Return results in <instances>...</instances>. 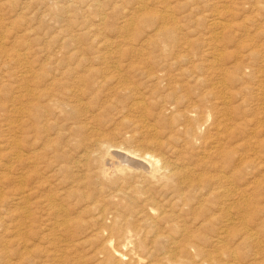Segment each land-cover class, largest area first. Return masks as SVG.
<instances>
[{"label": "bare ground", "instance_id": "1", "mask_svg": "<svg viewBox=\"0 0 264 264\" xmlns=\"http://www.w3.org/2000/svg\"><path fill=\"white\" fill-rule=\"evenodd\" d=\"M103 4L22 0L6 11L10 0H0V190L15 189L14 199L0 191V264H81L65 258V246L45 247L58 231L59 243L76 248L82 238L72 237L84 230L100 241L95 264H264L261 242L240 220V196L228 199L236 193L226 185L221 113L189 105L164 58L149 55L159 41L175 42L163 40L174 30L144 0L114 19ZM122 123L130 132L117 131Z\"/></svg>", "mask_w": 264, "mask_h": 264}, {"label": "rangeland", "instance_id": "2", "mask_svg": "<svg viewBox=\"0 0 264 264\" xmlns=\"http://www.w3.org/2000/svg\"><path fill=\"white\" fill-rule=\"evenodd\" d=\"M34 1L35 0H25L28 4H32ZM102 1H105L106 6L103 4V7H106H104L105 12L110 14L111 18L114 19L118 17L121 18L120 12L122 7H130L128 1L131 0ZM144 1L149 10H161L162 24H160L162 27L173 29L175 32V35L165 36L163 38V40H169L170 37H174L175 42H172L168 46L159 41V49L155 48L151 50L149 55L152 58H164L165 64L159 60L160 67H167V64L175 78L179 82H182L183 88H186L185 91H188L187 98L189 100V105L196 101L197 103L195 105L206 112L214 113V115L216 112L221 113V117L218 121L227 129V132H225L223 128V131L220 130L219 133L224 132V147L229 153L228 165L225 169L226 176L229 180L226 185H228L227 189L229 193H234V191L236 193L235 197L230 196L228 199H236L240 196L238 198H241L240 210H242L240 211V220L246 219V221H249L246 224L250 226L246 228L251 232L254 231L256 238L263 246H261V248H264V239L262 240V238H264V225H261L264 224V212H262V210L264 211V0H157L160 2L156 4L157 6L155 5L156 0ZM20 2H22V0H10V6L5 10H9L12 5H18ZM8 13L9 12H4L3 14L7 16ZM40 14L41 11L36 8L33 14L35 21L39 22ZM73 21L75 22V20ZM217 22L219 24L218 26L216 25ZM152 24L153 21H147L142 26L137 37L142 35L141 37L145 41V39L151 35ZM22 25V19H17L14 29H21ZM222 29L226 30L223 31ZM33 45L35 49L41 47L36 46L34 43ZM81 45L83 47L96 48L94 52L97 51V47L100 48L97 42L94 41L90 43L84 39H81ZM49 48L50 50L56 49L53 45H50ZM43 58V55H37L33 57L32 60L39 61ZM116 60L119 61L120 59L118 58ZM220 83H223L224 89L226 87L223 91L225 92L224 94L218 89ZM225 99L227 101L226 104L223 103ZM213 124L212 119L207 128L210 130V132L208 131L209 135L211 134L210 136L215 139L217 131L213 130ZM117 131L121 133L130 132L124 123L119 125ZM106 133L108 137L112 135L108 132ZM25 145L26 146L23 147L25 151L22 152L28 157L29 148L27 144ZM119 153H121V151ZM70 154L72 156L76 155L75 146L73 145L71 146ZM78 158L79 157H77V159ZM133 159L139 161L137 158ZM139 162L146 164L145 161L143 163V160ZM244 162L246 163L243 165ZM261 163H263V165ZM237 164L240 167L236 166ZM0 171H2L1 168ZM259 171L261 173L260 175ZM230 183H232V185H230ZM1 187L0 191L3 189V191H5V196H12V198L8 199L15 198L12 195H15L14 187L8 188L6 185ZM236 189L239 190L236 191ZM242 200L244 202L248 201L251 207L255 208L257 213L259 212L258 215L252 217V208H244L243 204L245 203ZM256 203L259 206L261 204L262 207L257 206ZM250 212L251 214H248ZM83 217V219L86 220V215H83ZM258 230H261V232L263 231V233ZM48 234L50 235V233ZM53 234L54 235L51 234L50 237L51 240L55 239V243H51L52 241L49 237L47 246L45 247L46 244H43L39 249H42L44 246L47 248V251H50L52 248V250L58 251L60 246L62 248L65 246L66 250L65 247L63 250H65V253L68 252L65 254V258L70 262H72L70 259L73 260L77 256L78 262L81 264L96 263L98 258L96 255H99L101 245L100 241L94 240L92 233L84 230L79 235L72 237L74 240L80 237L82 238L80 240L82 243L72 249H70L73 247L71 243V245L68 243H59L62 238L65 240V238L62 237V232L56 231L53 232ZM56 236H58L59 239ZM260 237L262 238L260 239ZM61 247L60 250H62ZM58 253L56 255H58ZM240 253L242 252L240 251ZM42 254L47 255L45 252H42ZM48 254L49 257L52 256L50 253ZM90 254L92 255L90 256ZM253 254L254 253L251 252V255ZM53 256L51 258H53ZM257 257L254 256L253 258ZM79 260H84L87 263ZM250 262L252 263L251 260Z\"/></svg>", "mask_w": 264, "mask_h": 264}]
</instances>
